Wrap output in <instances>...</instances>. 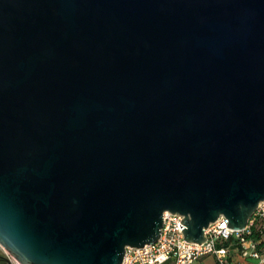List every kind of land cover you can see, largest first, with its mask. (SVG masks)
<instances>
[{
	"label": "water",
	"instance_id": "obj_1",
	"mask_svg": "<svg viewBox=\"0 0 264 264\" xmlns=\"http://www.w3.org/2000/svg\"><path fill=\"white\" fill-rule=\"evenodd\" d=\"M263 200L264 0H0V246L21 264H122L166 211L202 243Z\"/></svg>",
	"mask_w": 264,
	"mask_h": 264
},
{
	"label": "built area",
	"instance_id": "obj_2",
	"mask_svg": "<svg viewBox=\"0 0 264 264\" xmlns=\"http://www.w3.org/2000/svg\"><path fill=\"white\" fill-rule=\"evenodd\" d=\"M184 218L185 215L181 213L166 211L159 240L143 247H127L122 264H196L209 255L215 256L217 264H249L250 259L264 264V239L253 237L255 227L261 225L264 232V200L245 229L231 228L229 219L221 215L206 229V240L202 243L186 239ZM227 241L228 245L225 244ZM234 254L242 259L233 260ZM6 257L7 264H21L8 252Z\"/></svg>",
	"mask_w": 264,
	"mask_h": 264
},
{
	"label": "crops",
	"instance_id": "obj_3",
	"mask_svg": "<svg viewBox=\"0 0 264 264\" xmlns=\"http://www.w3.org/2000/svg\"><path fill=\"white\" fill-rule=\"evenodd\" d=\"M232 258H233V260H235V261H239V260L242 259V258H241L239 255H237V254H234ZM248 263H249V264H257V262H256L255 260H253V259H250V260L248 261ZM0 264H7V259L4 260L3 262H1ZM169 264H171V263H169ZM196 264H217V260H216L215 256H213V255H209V256H206V257H204L203 259L199 260Z\"/></svg>",
	"mask_w": 264,
	"mask_h": 264
},
{
	"label": "trees",
	"instance_id": "obj_4",
	"mask_svg": "<svg viewBox=\"0 0 264 264\" xmlns=\"http://www.w3.org/2000/svg\"><path fill=\"white\" fill-rule=\"evenodd\" d=\"M255 228L256 229H255V231L253 233V237L256 236V237H259L261 239H264V232H262V230H261V225L258 226V227H255ZM225 244L228 245L229 241L225 242Z\"/></svg>",
	"mask_w": 264,
	"mask_h": 264
},
{
	"label": "flooded vegetation",
	"instance_id": "obj_5",
	"mask_svg": "<svg viewBox=\"0 0 264 264\" xmlns=\"http://www.w3.org/2000/svg\"><path fill=\"white\" fill-rule=\"evenodd\" d=\"M6 259H7L6 253L0 247V263L3 262Z\"/></svg>",
	"mask_w": 264,
	"mask_h": 264
},
{
	"label": "rangeland",
	"instance_id": "obj_6",
	"mask_svg": "<svg viewBox=\"0 0 264 264\" xmlns=\"http://www.w3.org/2000/svg\"><path fill=\"white\" fill-rule=\"evenodd\" d=\"M1 247V249L6 253V250H4V248L2 247V246H0Z\"/></svg>",
	"mask_w": 264,
	"mask_h": 264
}]
</instances>
